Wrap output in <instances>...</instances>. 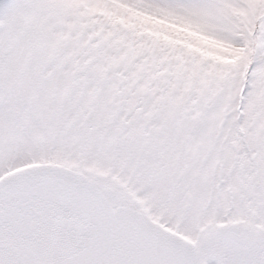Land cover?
Listing matches in <instances>:
<instances>
[{
	"label": "snow or ice",
	"instance_id": "6c2138e0",
	"mask_svg": "<svg viewBox=\"0 0 264 264\" xmlns=\"http://www.w3.org/2000/svg\"><path fill=\"white\" fill-rule=\"evenodd\" d=\"M0 264H264V0H0Z\"/></svg>",
	"mask_w": 264,
	"mask_h": 264
}]
</instances>
